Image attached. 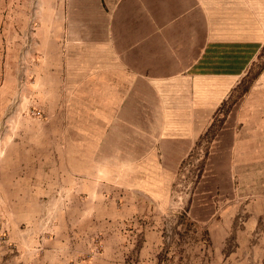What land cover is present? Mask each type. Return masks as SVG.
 Returning a JSON list of instances; mask_svg holds the SVG:
<instances>
[{
  "label": "crops",
  "instance_id": "0c3cea01",
  "mask_svg": "<svg viewBox=\"0 0 264 264\" xmlns=\"http://www.w3.org/2000/svg\"><path fill=\"white\" fill-rule=\"evenodd\" d=\"M53 2L76 75L69 161L59 133L38 162L72 202L53 205L69 215L52 235L25 238L23 264H264V70L236 92L264 52V0ZM187 159L201 166L179 205Z\"/></svg>",
  "mask_w": 264,
  "mask_h": 264
},
{
  "label": "rangeland",
  "instance_id": "374dc122",
  "mask_svg": "<svg viewBox=\"0 0 264 264\" xmlns=\"http://www.w3.org/2000/svg\"><path fill=\"white\" fill-rule=\"evenodd\" d=\"M54 12L53 0H0V264H23L21 257L28 260L25 238L52 235L56 221L69 215L54 211L53 205L72 202L67 192L59 194L71 182L57 184L52 171L45 173L48 165L38 162L44 151L54 155L53 139L59 133L63 162L60 167L69 161L65 150L70 141L67 112L71 81L76 75L75 69L65 63L64 50L60 52L59 45L54 46L53 32L59 22ZM60 27L65 28L63 16ZM263 66L264 52L236 92L259 88ZM254 137L261 139L262 133L256 132ZM208 141L207 138L202 142L205 144L199 155ZM254 151L255 156L262 155L264 149ZM200 166L191 159L181 165L173 186V202L182 204L180 195L194 187ZM165 236L171 234L166 232ZM97 240L95 237L93 255L100 251ZM223 264H251V260H227Z\"/></svg>",
  "mask_w": 264,
  "mask_h": 264
},
{
  "label": "built area",
  "instance_id": "2783aa9c",
  "mask_svg": "<svg viewBox=\"0 0 264 264\" xmlns=\"http://www.w3.org/2000/svg\"><path fill=\"white\" fill-rule=\"evenodd\" d=\"M98 248H100V246L98 245ZM94 255H95V253H94Z\"/></svg>",
  "mask_w": 264,
  "mask_h": 264
}]
</instances>
